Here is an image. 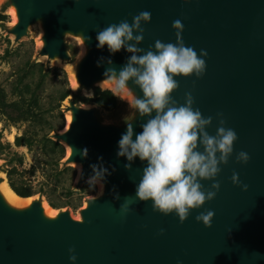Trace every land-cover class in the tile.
<instances>
[{
	"label": "water",
	"instance_id": "obj_1",
	"mask_svg": "<svg viewBox=\"0 0 264 264\" xmlns=\"http://www.w3.org/2000/svg\"><path fill=\"white\" fill-rule=\"evenodd\" d=\"M10 2L18 17L9 30L15 42L30 26L42 21V56L70 60L66 35L85 38L88 52L78 60V87L93 92L98 81L106 80L104 72L109 67L106 63L97 67V60L110 58L111 66L119 70L130 55L123 49L112 55L107 46L96 48L99 30L121 20L131 23L135 15L148 11L151 20L142 25L144 38L138 45L148 50L156 40L175 43L172 24L180 20L185 46L198 54L204 49L208 55L202 77H175L178 88L172 96L183 104L185 93H191L193 107L205 118L213 117L206 129L211 135L219 126L217 113H222L224 126L235 130L238 139L228 163L220 165L216 177L220 188L215 198L193 209L181 223L174 213L155 212L151 201L135 198L144 164L137 158L128 170L126 159L116 156L117 142L127 124H103L96 108L70 100L67 111L73 113L72 124L52 137L72 149L65 164L82 165L78 187L92 174L90 165L103 158L111 173L106 176L105 193L86 201L81 219L69 210L46 216L43 199L17 208L0 194V264H72L71 254L77 256L75 264H264V0ZM129 87L137 97L142 96L131 82ZM141 122L139 115L131 121L134 134L142 130ZM84 148L88 149L87 158L80 155ZM240 151L248 153L247 163L236 161ZM233 172L240 184L232 183ZM211 183L202 181L205 189ZM243 185H247L246 190ZM116 193L119 199L114 198ZM126 197L133 202L123 213L120 205ZM206 210L214 212L211 227L195 219ZM69 248L74 253H69Z\"/></svg>",
	"mask_w": 264,
	"mask_h": 264
},
{
	"label": "clouds",
	"instance_id": "obj_2",
	"mask_svg": "<svg viewBox=\"0 0 264 264\" xmlns=\"http://www.w3.org/2000/svg\"><path fill=\"white\" fill-rule=\"evenodd\" d=\"M150 20L151 13L142 11L132 18L131 23L121 20L99 30L96 48L107 46L112 55L123 49L130 55L119 70L111 66L110 58L105 57L97 60V67L105 63L109 65L104 76L113 83L114 95L131 98L128 100L130 109L142 119L139 133L134 134L133 119L127 123L126 131L117 142L116 152L118 158L126 159L124 167L128 170L137 158L144 164L136 183L135 198L151 201L153 211L165 215L174 213L183 223L193 209H199L206 201L215 198L220 188L216 179L221 171L220 165L228 163L238 137L235 130L224 126L222 113H217L219 126L215 135L209 134L206 129L213 117L205 118L198 108L193 107L191 93H185L183 104L173 98L172 93L178 88L175 77H202L206 70L204 57L208 54L204 49L198 54L193 47L185 46L181 35L184 26L180 20L172 24L175 43L156 40L148 50L139 47L145 31L142 25ZM129 82L140 89L142 96L134 94ZM80 155L87 158L88 149L81 150ZM98 159L101 162L90 165L92 174L85 182L90 188L100 184L102 195L106 176L111 173L104 166L103 158ZM235 159L247 163L250 157L240 151ZM202 181H212L210 188L205 189ZM231 181L240 184L237 173L233 172ZM243 188L246 190L247 185ZM114 198L119 199V194L116 193ZM132 202L126 197L120 205L121 212L127 213ZM213 216V211L206 210L195 219L205 227H211ZM68 251L74 253L75 250L69 248ZM69 259L75 264L77 256L71 254Z\"/></svg>",
	"mask_w": 264,
	"mask_h": 264
},
{
	"label": "rangeland",
	"instance_id": "obj_3",
	"mask_svg": "<svg viewBox=\"0 0 264 264\" xmlns=\"http://www.w3.org/2000/svg\"><path fill=\"white\" fill-rule=\"evenodd\" d=\"M12 8L10 0H0V12L7 16L6 19L0 21V83L5 90L10 93L11 83L15 78L13 68L20 62V59L16 55L6 57V48H11L12 51L19 49L23 56H25L26 51H33V58L37 61L51 67H62L68 73V66L66 68L63 64L66 63L74 66L82 55V47L78 39L71 34L66 35L70 60L58 61L52 60L48 56H42L40 55V50L43 44L44 32L41 26L36 24L30 26L28 33L19 42H15V36L9 32L10 28L14 25V16L11 13ZM98 86L101 87L100 85ZM72 89L73 94L62 105L65 118L68 113L67 107L69 106V101L72 99L76 101L77 105L96 108L98 119L106 125L114 124L122 126L135 118V111L130 109L128 104V100L131 99L129 97L120 95L118 108L113 111H106L87 100L93 96V90L79 89V87ZM49 119L53 120L52 117H49ZM28 127L29 123L10 122L6 120L4 114L0 113V142L2 144L0 148L1 182L4 180L9 182L8 171H13L12 176L18 186L34 191V194L31 196L32 198L43 199L56 212L69 210L74 218L80 216V211L86 204V201L89 198L96 197L98 194L100 184H97L95 188H90L84 182L78 187V163L65 164L66 154L60 162H56L52 154H50L51 144L43 138L45 131L40 127H37L39 135H33L34 139L31 145L19 144L17 139L24 134V131ZM32 129L31 127L30 130ZM63 130L64 128L58 132H62ZM53 133L50 134L52 139H54L52 137ZM66 166L75 168L76 176L74 180H71L69 176L63 173V169ZM57 178L61 179L60 183L56 181ZM49 199L58 203L59 207L53 208L49 203Z\"/></svg>",
	"mask_w": 264,
	"mask_h": 264
},
{
	"label": "trees",
	"instance_id": "obj_4",
	"mask_svg": "<svg viewBox=\"0 0 264 264\" xmlns=\"http://www.w3.org/2000/svg\"><path fill=\"white\" fill-rule=\"evenodd\" d=\"M6 17L0 12V21ZM33 54V51H26L23 56L19 49L12 51L11 48H6V57L16 55L20 62L13 68L15 78L11 83L10 93L0 83V113L4 114L6 120L10 122L29 123L28 129L17 139L19 144L31 145L33 135H39L37 127L44 130L43 138L51 144L50 154L56 162H60L66 154L65 145L60 140L52 139L50 134L65 127L66 118L62 105L73 94V89L64 68L48 66L34 59ZM87 100L106 111H113L119 106V97L114 95L113 90L109 88L97 87L93 96ZM31 127L32 130H30ZM1 145L0 142V148ZM63 173L71 180L75 179L74 167L66 166ZM12 175L13 171H8L9 184L19 196L30 197L34 194L33 190L18 186ZM60 178L56 180L58 183L61 182ZM49 203L53 208L59 207V204L51 199Z\"/></svg>",
	"mask_w": 264,
	"mask_h": 264
},
{
	"label": "bare ground",
	"instance_id": "obj_5",
	"mask_svg": "<svg viewBox=\"0 0 264 264\" xmlns=\"http://www.w3.org/2000/svg\"><path fill=\"white\" fill-rule=\"evenodd\" d=\"M11 13L13 14L14 16V24H16L18 22V17H17V11H16V8L13 7L11 9ZM35 25V24H34ZM36 25H39L42 27V21H38L36 23ZM81 47H82V55L80 58H84V56L87 54L88 52V48L86 46V44H84V41L82 39V37H77ZM86 49V52L84 54V51ZM56 60L60 61L61 59L57 58ZM66 68L68 66L69 68V79H70V84H71V87L72 88H77L78 85H79V82H78V77H77V74H78V65H79V62L76 63L74 66L73 65H70V64H66L64 63L63 64ZM98 85H100L103 89H112L114 88V85L113 83L106 79V80H100L98 81ZM122 95V94H121ZM72 121H73V113L72 111H68L67 115H66V125L64 127V130L63 131H66L70 128L71 124H72ZM66 148H67V153H66V156L68 157L71 152H72V149L69 145H66ZM78 168H79V176L82 172V165L80 163H78ZM100 192H101V187L99 189V192L96 196H99L100 195ZM105 193V186H104V190H103V194ZM0 194L2 195V197L4 198V200L11 206H14V207H17V208H23V207H27L29 206L32 201L35 199V198H32L31 196L30 197H21L19 196L10 186L9 182L4 180L0 183ZM102 194V195H103ZM100 195V196H102ZM84 207H87V203L84 205ZM43 208H44V214L48 217H55L58 212H56L55 210H53L52 208H50L48 206V204L44 201L43 202ZM77 219H81V215L80 216H77L76 217Z\"/></svg>",
	"mask_w": 264,
	"mask_h": 264
}]
</instances>
